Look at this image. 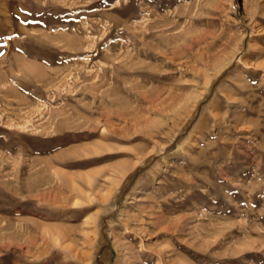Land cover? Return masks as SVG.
<instances>
[{"label": "rangeland", "instance_id": "1", "mask_svg": "<svg viewBox=\"0 0 264 264\" xmlns=\"http://www.w3.org/2000/svg\"><path fill=\"white\" fill-rule=\"evenodd\" d=\"M0 264H264V0H0Z\"/></svg>", "mask_w": 264, "mask_h": 264}, {"label": "bare ground", "instance_id": "2", "mask_svg": "<svg viewBox=\"0 0 264 264\" xmlns=\"http://www.w3.org/2000/svg\"><path fill=\"white\" fill-rule=\"evenodd\" d=\"M88 176V175H87Z\"/></svg>", "mask_w": 264, "mask_h": 264}]
</instances>
